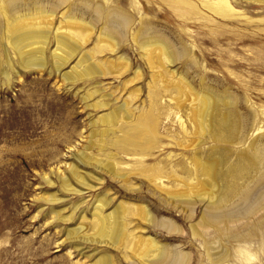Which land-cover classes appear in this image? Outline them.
<instances>
[{"label": "rangeland", "instance_id": "rangeland-1", "mask_svg": "<svg viewBox=\"0 0 264 264\" xmlns=\"http://www.w3.org/2000/svg\"><path fill=\"white\" fill-rule=\"evenodd\" d=\"M3 1L13 10L0 13V264H159L149 240L185 264H264V205L251 204L264 187V0H228L226 17L203 0ZM114 6L130 22L111 47ZM38 33L41 51L22 49ZM158 35L180 52L174 63L139 46ZM202 93L215 104L199 131ZM216 196L219 221L203 224Z\"/></svg>", "mask_w": 264, "mask_h": 264}, {"label": "bare ground", "instance_id": "bare-ground-1", "mask_svg": "<svg viewBox=\"0 0 264 264\" xmlns=\"http://www.w3.org/2000/svg\"><path fill=\"white\" fill-rule=\"evenodd\" d=\"M17 2H19L17 0ZM202 2V5L207 7V9L212 13L214 14L215 16H219V17H226L228 15V13L232 10L231 6L229 5V2L228 0H203L201 1ZM14 4V3H13ZM17 4V3H15ZM15 8V7H14ZM13 10V7L10 3L8 2H2V6L0 7V13L3 14V15H7ZM27 14V13H26ZM47 14V13H46ZM36 17H44L45 15V12H43L42 10H38L35 12L34 14ZM33 15V16H34ZM96 15L98 16L99 15V11H96ZM5 16V18L7 17ZM17 16V15H16ZM23 16V15H22ZM108 16V19H106L107 21H109V26H107L109 29H108V33L105 35L106 37V41H107V44H109V46L111 47H114L116 45V43L118 42L117 37H116V34L114 33H117V35H119L123 30L127 29L128 25H129V22H130V17L129 15L124 11L122 10L121 8H119L118 6H114L112 7V9L110 10L109 14L106 15V17ZM99 17V16H98ZM5 18L3 20H5ZM21 18V16H20ZM41 18V19H42ZM8 19V18H7ZM11 19V18H10ZM9 19V21H10ZM38 19V18H37ZM1 20V19H0ZM2 20V21H3ZM18 20V19H16ZM8 21V22H9ZM76 21V20H75ZM111 21V22H110ZM6 23V24H9V23ZM19 23V21H17ZM81 22V21H79ZM77 23V27L78 29H81L82 26L80 25V23ZM14 23V22H13ZM22 23V22H21ZM20 24V23H19ZM11 25V24H10ZM16 25V23H15ZM13 26V25H12ZM18 26V24L16 25ZM21 26V25H20ZM23 26H25L23 24ZM6 27V26H5ZM11 28V27H10ZM22 28V27H21ZM30 28V27H29ZM7 29V28H6ZM13 29V27H12ZM20 29V28H19ZM9 30V29H8ZM22 31V30H21ZM36 31V30H35ZM11 32V31H10ZM17 32V31H15ZM20 32V31H19ZM14 33V32H13ZM9 34V33H8ZM20 34V33H19ZM27 34V33H26ZM32 34V33H31ZM29 34V35H31ZM104 35V34H103ZM121 35V34H120ZM155 36V35H154ZM152 37L150 40H144L142 42H140L139 46H141L142 48L144 47H148V49H143L145 51H149V53H155V60L157 63H160V65H162V63L164 62H161V58L160 57H163V59L167 60V63L168 64H172L174 63L180 56V52L179 51H176L174 48H172V45L171 43L168 41V40H165L163 39L161 36H156V37ZM31 37L30 38V42L25 44L24 46H22V49L23 47L27 48V47H31V51H38L40 52L41 51V48H36L38 47L39 45H46V40L47 38L43 35L42 37L40 36V34H36V35H31L29 36ZM27 38V37H25ZM29 39V38H28ZM149 39V38H147ZM10 41V39H8ZM20 41H22L23 39H19ZM68 39L66 38L65 35H57L56 36V49L58 50V53L62 54L66 51H63V48L65 49V47L68 46ZM139 40V39H138ZM141 40V39H140ZM105 41V40H104ZM105 41V43H106ZM11 42H13V40H11ZM10 42V43H11ZM9 43V42H8ZM17 45H18V42H15ZM15 44V45H16ZM137 44V43H136ZM138 45V44H137ZM36 46V47H35ZM75 46V45H74ZM70 47V45L68 46ZM78 47V46H77ZM174 47V45H173ZM21 48V46H20ZM37 49V50H36ZM70 49V48H69ZM68 49V50H69ZM77 49V48H76ZM113 49V48H112ZM22 51V50H21ZM26 51V50H24ZM23 51V52H24ZM72 51V49H71ZM18 53H20L18 51ZM22 53V52H21ZM73 53V52H72ZM71 53V54H72ZM148 53V54H149ZM70 54V53H69ZM64 55V54H63ZM71 56V55H70ZM63 57V56H62ZM61 58V57H60ZM59 58V59H60ZM65 59V58H64ZM63 59V60H64ZM67 59V58H66ZM83 59V58H82ZM36 60V59H35ZM68 60V59H67ZM34 61V60H33ZM40 61V60H39ZM80 61V60H79ZM35 62V61H34ZM37 62V61H36ZM35 62V63H36ZM83 63H85L84 61H82ZM87 62V61H86ZM89 63V61H88ZM127 63V62H126ZM149 64V63H148ZM30 65H31V62H30ZM58 65V64H57ZM86 65V64H85ZM89 65V64H88ZM77 66V65H76ZM87 66V65H86ZM93 67L94 65L92 64L91 65V62H90V65H89V68L86 69L85 73L87 74H92L93 72ZM57 68V67H56ZM77 68V67H76ZM82 70V69H81ZM94 71H97V70H94ZM83 74V73H82ZM87 75V76H89ZM80 77V76H79ZM88 78V77H87ZM174 84V83H173ZM183 85V84H182ZM181 89V88H179ZM214 99V98H213ZM194 100L195 102H197V104H195V108L192 109L191 113L193 114V117L195 116L197 119L194 120V125L196 127V129H199V131L203 130L204 128V124H205V116L207 113L211 112L212 111H208V109L210 108V106H212V104H215L213 103L214 100H212V98L207 95V93H202L201 95H195L194 97ZM216 101V100H215ZM216 107V106H215ZM210 110V109H209ZM213 110V108H212ZM114 114V113H113ZM112 114V115H113ZM116 115V114H115ZM113 115L112 117L114 118ZM111 117V115H110ZM147 119V118H145ZM210 119V118H209ZM111 120V119H110ZM207 120V118H206ZM207 123V122H206ZM139 124V123H138ZM156 125V121H153V126L150 125V123L148 122V124H142V127H144L143 129H145L146 131H148V133H151L152 131V127L154 128V126ZM227 130L229 131V133H232L233 130L235 129L236 127V124L235 123H232V124H227ZM139 126V125H138ZM208 128V127H207ZM206 128V129H207ZM141 130V128H140ZM145 130H144V133H145ZM147 134V133H146ZM145 134V135H146ZM84 159V158H83ZM71 171V175L77 179V181L81 184H84L83 183V180H84V176H78V172L76 171L75 168H71L70 169ZM211 173H209L210 175ZM263 182H264V179H263ZM63 184L65 185V187L68 186V182L67 181H63ZM211 184V183H210ZM80 185V184H79ZM84 186V185H83ZM210 187V186H209ZM69 190V189H68ZM70 191V190H69ZM211 191V189H210ZM212 192V191H211ZM200 193V192H199ZM206 194V193H205ZM209 195V194H208ZM206 195V196H208ZM214 195V194H213ZM212 195V197H213ZM211 197V198H212ZM210 198V199H211ZM214 198V197H213ZM100 199V198H99ZM212 200V199H211ZM224 200V197L223 196H216L215 199L213 200V202H208V206H207V209L206 211H204L203 215L201 216V222L203 224H210V225H216L219 221L218 217V207L219 205L223 202ZM103 200H98V202L100 203H103L102 202ZM97 203V201H96ZM108 203V202H107ZM251 204H253V206H258V205H264V187L257 193V195L251 200ZM101 206V204H100ZM103 207V206H102ZM98 210L96 211V217H97V220L100 224V233H103L105 234L106 232H103L105 231V229L107 228L106 226V216L103 218L101 216V212H100V209L101 207H95V209ZM120 211V210H119ZM117 211V212H119ZM125 211V210H124ZM121 214V213H119ZM118 215V213H117ZM123 215V214H122ZM146 213L144 212V210H140L139 211V215L138 216H142V217H145ZM110 216V215H108ZM112 218V217H111ZM110 218V219H111ZM121 218V217H120ZM146 218V217H145ZM108 219V220H110ZM114 219V218H113ZM112 220V219H111ZM110 220V221H111ZM117 222V220H116ZM98 224V225H99ZM110 224V223H109ZM112 225H115L114 227H112L110 229V227H108L110 230V232L112 233V235L114 236V238H120L122 237V234L124 231H122V227H123V222H117L116 224H111L110 226ZM165 227L168 228L169 230H173L174 229V226H172L171 223H164ZM108 230V229H107ZM106 230V231H107ZM124 230V229H123ZM71 233V232H69ZM99 233V234H100ZM109 235V234H108ZM108 238V237H107ZM119 240V239H118ZM147 244V249L152 252H155L156 254V259L155 260H158L159 264H185V261H186V255L177 251V252H174L172 253L171 251H168L166 247H161V246H158L156 245L154 242L152 241H146L145 242ZM204 243H206V241H204ZM145 244V245H146ZM206 245V244H205ZM143 248V247H142ZM145 251V250H144ZM147 252V251H146ZM208 253V252H207ZM144 254V252H143ZM154 256V255H153ZM213 258V256H212ZM242 258L245 262H249L251 260V255L246 253V252H242ZM214 262H216L217 260L216 259H213ZM108 262V261H107ZM107 264V263H106Z\"/></svg>", "mask_w": 264, "mask_h": 264}]
</instances>
